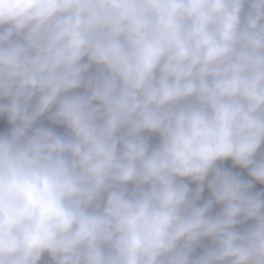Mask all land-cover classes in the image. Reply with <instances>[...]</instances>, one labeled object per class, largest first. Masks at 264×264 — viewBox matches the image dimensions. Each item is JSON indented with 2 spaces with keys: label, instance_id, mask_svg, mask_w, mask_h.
<instances>
[{
  "label": "clouds",
  "instance_id": "9594fccd",
  "mask_svg": "<svg viewBox=\"0 0 264 264\" xmlns=\"http://www.w3.org/2000/svg\"><path fill=\"white\" fill-rule=\"evenodd\" d=\"M0 264H264V0H0Z\"/></svg>",
  "mask_w": 264,
  "mask_h": 264
}]
</instances>
